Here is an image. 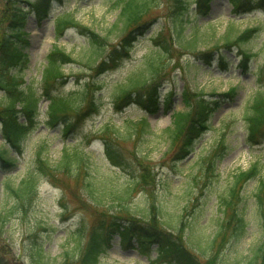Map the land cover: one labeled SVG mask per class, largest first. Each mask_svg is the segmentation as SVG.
<instances>
[{"label": "rangeland", "instance_id": "rangeland-1", "mask_svg": "<svg viewBox=\"0 0 264 264\" xmlns=\"http://www.w3.org/2000/svg\"><path fill=\"white\" fill-rule=\"evenodd\" d=\"M122 1L53 0L42 21L28 15L25 83L40 93L46 56L57 47L74 61L62 67L66 81L57 80L48 93L65 96L92 82L90 99L89 95L84 101L76 99L74 106L83 110L88 100L95 103L87 113L68 111L63 121L50 125L48 101L42 98L37 119L19 150L5 144L0 132V149H8L14 162L8 171L0 168L1 260L35 264L32 254L40 247L46 264H76L79 246L84 249L99 211L104 210L106 217L154 222L183 245L185 241L202 262L213 255L219 257L218 264H245L260 246L263 250L254 264L264 263V211L254 197L264 178V138L249 145L244 121L252 95L257 88L264 90V5L235 12L228 0H212L209 12L202 16L195 12V0H184L186 14L178 21L174 0H152L140 19L123 29L118 20ZM5 5L6 0H0V34ZM67 12L79 26L103 37L100 55L90 54L89 38L81 35L79 27L57 33L55 18ZM246 31V40L236 47L249 54L244 69L230 42ZM125 36L131 43L119 65L95 73L97 62ZM159 43L168 51L160 49ZM207 51L213 52L214 59L217 53L224 55V65L214 59L207 64L209 57L201 55ZM138 79L153 83L168 108L149 115L135 104V93L119 101V90ZM200 93L216 94L219 103L192 152H182V136L170 140L164 131L175 112L186 110V97L191 100ZM1 97L0 92V109L5 104ZM142 117L147 127L141 125ZM107 149L121 157L122 167L112 165ZM65 152L70 157L64 158ZM254 163L260 173L242 186L234 204L247 223L246 234L230 242L227 233L208 249L219 222L229 220V211L220 213L218 198L228 194L234 173ZM29 173L35 178L33 193L16 201L10 188ZM12 203L17 208L10 214ZM226 226L228 230L230 224ZM135 246L134 240L127 244L114 236L99 264H164L155 259V247L146 254L138 253Z\"/></svg>", "mask_w": 264, "mask_h": 264}, {"label": "trees", "instance_id": "trees-1", "mask_svg": "<svg viewBox=\"0 0 264 264\" xmlns=\"http://www.w3.org/2000/svg\"><path fill=\"white\" fill-rule=\"evenodd\" d=\"M51 1L53 0H38L36 2H30L29 0H6L5 13L2 18L3 28L0 34V92L2 95L1 98L5 100L3 108L0 109V132L5 142L14 150L20 149L21 141L26 136L27 131L34 125L39 114L38 104L42 98L48 101L46 115L48 116L50 125L63 121L68 111H73L78 114H82L84 111L87 113L91 107L93 108V104L95 103V101L88 100L83 110L78 109L80 106H74L76 99L78 100L80 98L84 101L88 95L90 99L92 82H85L84 87L80 88L79 91L69 92L65 96L51 95L48 93V88L57 80L66 81L62 67L64 64L74 61L68 53L60 51L57 47L50 50L46 56V64L41 71V88L39 94H37L31 84H26L23 79V70L28 63V56L24 52V48L28 44V34L25 31L28 15L31 13L33 18L38 22L42 21L48 16ZM151 1H122L118 20L121 22L123 29H126L129 25L137 22L141 18ZM174 1L176 17L180 21L182 15L186 14L184 0ZM211 1L195 0V12L198 15H207ZM228 2L235 12H250L262 8L264 5V0H228ZM75 26L79 27L81 35L89 38L90 54L95 55V57L100 55L102 49H104L102 47L103 37H99L87 28L79 26L68 15V12L59 14L55 18V28L58 34H61L66 28ZM248 33L249 31H246L243 35L232 40L230 42L232 46L235 48L238 47L239 44L246 40ZM130 43L131 41H128V37L121 38L117 45L112 46L106 56L97 62L95 69H93L95 73L101 74L114 70L125 57ZM229 44L226 46H230ZM156 45L160 49L162 48L164 51H168L167 46L164 44L159 43ZM237 50L238 54L242 57L241 67L245 69L247 67L245 61L249 57V54H247L248 52L246 50L241 51L240 48ZM201 55L203 57H209L206 60L207 64L214 59L212 51L201 53ZM98 59L100 58L98 57L93 60L95 62ZM214 60L221 66L226 61L224 55L221 53H217ZM141 91L143 92L142 94ZM230 91L233 92L234 89ZM119 93H121V96L117 99L122 102L127 101L132 96V93H135V104L140 105L146 113L151 115L159 111L160 105L165 109L168 108V101L160 99L155 85L153 83L147 84L144 79L130 82L127 86L121 88ZM192 96L193 98L191 100H189V97H186V101L184 102L186 110L175 112L172 124L165 128L164 131L170 140H175L178 136H182V140L180 141V150L182 152L191 151L193 141L197 139L200 133L208 128L211 116L216 111L219 103L215 100L216 94L202 95L200 93ZM21 119L23 121H20ZM139 120L141 121V125L147 127L148 123L145 117L139 118ZM244 121L247 143L251 146L259 144L264 138V90L257 88L252 95L250 103L247 104L244 110ZM69 127L70 125H66V129ZM106 153L107 157L113 163L112 165L116 167H122L124 165L121 157L114 151L107 149ZM69 154L65 152L64 158L70 157ZM71 155L73 157L75 156L74 153ZM43 162L46 163V161ZM13 165L14 162L8 154V150L1 148V170L8 171L10 168H13ZM46 168L45 166V170ZM43 171L41 170L40 172L43 173ZM259 173L260 170L257 164L254 163L247 170L233 174L228 194L218 198L220 213L225 214L226 211H229V220L219 222L218 229L214 232L208 244V249L213 246L217 239H222L227 233H229L228 240L230 239V242L238 241L244 237L247 223L240 211L234 207V204L240 196L239 193L242 186L253 177L259 175ZM34 186L35 178L32 173H29L19 182L17 187L9 188L12 195L16 197V201H23L33 193ZM254 197L260 211L263 213L264 178L259 181ZM93 203L100 205L101 202L95 201ZM16 208V203H12L9 207V213H13ZM104 213V210L99 211L98 215L100 216L90 231L84 249L81 250L79 246V253L77 258L75 257L74 259L76 264H99L100 257L107 251L114 236H118L120 241L127 244L131 240H134L136 244L134 248H136L137 252L147 253L150 251V247H155L156 260L164 264H218L219 257L217 258L215 256L214 258L212 257L213 255L206 259L205 262L200 261L196 254L187 249L185 241L183 245L178 237H173V233L160 229L161 227H156L154 222L148 225L145 221L142 222L129 217H106ZM228 223L230 226L227 230L226 225ZM181 224H183L182 221L178 224V230ZM180 231L182 233V229ZM180 238L183 239V234L180 235ZM194 244L197 246L199 242H194ZM38 248L32 254L33 261L35 264H46L41 259L44 253L40 247ZM262 250L263 247L260 246L253 250L251 257L248 258L245 264H254L259 252ZM65 257L67 259V253ZM0 264L9 263L0 258Z\"/></svg>", "mask_w": 264, "mask_h": 264}, {"label": "bare ground", "instance_id": "bare-ground-1", "mask_svg": "<svg viewBox=\"0 0 264 264\" xmlns=\"http://www.w3.org/2000/svg\"><path fill=\"white\" fill-rule=\"evenodd\" d=\"M211 117H212V116H211ZM210 121H211V119H210ZM199 136H200V135H199ZM199 136H198L197 138H199ZM195 140H196V139H195ZM195 140H194V141H195ZM194 141H193V143H194ZM192 148H193V146H192ZM192 148H191L190 153L192 152Z\"/></svg>", "mask_w": 264, "mask_h": 264}]
</instances>
